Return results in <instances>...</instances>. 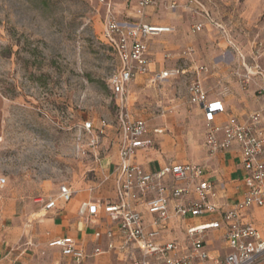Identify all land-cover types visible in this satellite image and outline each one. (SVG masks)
Returning a JSON list of instances; mask_svg holds the SVG:
<instances>
[{
  "label": "rangeland",
  "instance_id": "rangeland-1",
  "mask_svg": "<svg viewBox=\"0 0 264 264\" xmlns=\"http://www.w3.org/2000/svg\"><path fill=\"white\" fill-rule=\"evenodd\" d=\"M198 1L174 13L162 6L145 10L144 22L173 29L148 41L150 71L180 73L155 89L138 79L129 114L167 130L164 160L203 157L201 115L188 102L193 79L211 94L242 92L241 107L264 103V78L256 74H264V0ZM112 2L120 18L132 16L131 0ZM103 17L104 8L94 0H0V177L6 180L0 187V238L15 253L27 248L30 264L51 261L40 246L44 199L61 184L96 183L98 161L114 151L109 129L95 149L82 130L88 121L94 133L102 120L117 126L108 80L118 63L103 39ZM197 23L202 27L194 32ZM201 65L209 74L195 73ZM234 71L256 75L241 84ZM249 215L264 238V211Z\"/></svg>",
  "mask_w": 264,
  "mask_h": 264
},
{
  "label": "built area",
  "instance_id": "built-area-1",
  "mask_svg": "<svg viewBox=\"0 0 264 264\" xmlns=\"http://www.w3.org/2000/svg\"><path fill=\"white\" fill-rule=\"evenodd\" d=\"M94 1L104 8L103 39L118 63L108 80L118 110L116 129L120 139L115 200L79 205L78 214L90 222L97 223L100 211L110 222L105 230L94 232L90 251L68 238L51 241L48 247L60 251L65 260L63 264H89L94 260L93 264H101L97 260L102 258L108 260L105 264H264V238L249 215L250 210L264 211V110L253 112L244 120L231 118L219 124L216 117L225 112L221 99L209 101L198 78L187 86L189 104L198 106L203 115L208 156L214 157L233 146L239 148L246 174L242 196L234 204L217 202L223 184L205 180L200 165L168 164L149 172L135 160L139 150L152 146L150 134L159 135L162 130L150 131L145 121L129 114L131 85L146 76L147 83L156 86L180 73L178 69L150 72L148 41L169 34L173 29L144 22L145 10L162 6L174 13L192 1L200 5L199 1L131 0L132 16L126 18L119 17L120 12L112 0ZM201 27L197 23L192 29L197 32ZM195 73L206 75L209 71L201 65L195 68ZM256 74L264 78V74ZM256 74L233 72L241 84H247ZM259 93L264 94V83ZM111 128L103 120L99 122L97 133L92 121L82 125V130L90 136L89 146L94 149L99 144V136ZM108 179L103 175L89 192L94 193ZM5 181L0 177V187ZM72 197V189L61 184L57 198H49L44 209L52 210L57 200L68 203ZM196 220L200 221L195 223Z\"/></svg>",
  "mask_w": 264,
  "mask_h": 264
},
{
  "label": "crops",
  "instance_id": "crops-1",
  "mask_svg": "<svg viewBox=\"0 0 264 264\" xmlns=\"http://www.w3.org/2000/svg\"><path fill=\"white\" fill-rule=\"evenodd\" d=\"M138 79L142 80V83H144L147 88L155 89V86H150L147 83L146 76L140 77ZM134 85H137V81L131 85V88ZM202 87L207 92L209 101L218 98L221 99L223 103L225 112L216 117V122L219 124L224 123L231 118L244 120L249 114L264 110V103L262 106L258 105L253 109L241 107L238 101L242 100V97H239V95H243L242 92H239L237 97L230 95H223L222 97H219L218 94L209 93V91L206 90L203 85ZM195 107L198 109L199 114L201 115L203 137L205 140L203 115L201 109L198 106ZM134 119H141L145 121L150 131L154 129L162 130V133L159 135L153 133L150 134L153 142L152 146L150 148L139 150L136 154V162L140 164L145 170L149 172H155L168 164H197L203 167L205 180L211 181L215 185L223 184V187L220 191V198L217 200L218 203L234 204L241 198L243 192V179L246 173L242 167L240 151L237 146H233L228 151L220 152L214 157H209L203 144L204 152L200 161L187 160L185 158L164 160L162 158L163 152H160V149L167 130L160 124L147 122L143 118L138 117ZM111 129L106 130V135H108L109 132H113L114 151L112 155L100 158L95 173L96 183L92 182L91 184L80 188H72L70 185L66 184L73 191L72 200L68 203L57 200L56 206L52 210L44 209V205L49 198H57L58 188L54 196L47 197L43 201L40 212L43 213L44 216H39L41 217L40 222L42 228V234L40 235V246L41 250H43L46 256L51 257V261L46 264H63L65 262L58 249L48 247L49 242L59 238H68L73 240L80 248L90 251L94 245V232L96 230H105L110 225L107 216L103 212L100 211L97 223H92L88 218L81 217L78 214V208L82 202L109 203L115 200V181L118 176V173L115 172V167L119 162L118 151L120 147V139L118 129ZM103 175L109 177L108 181L96 188L94 193L91 194L89 189L93 186H97ZM8 241L9 240H6L5 238H0V264H30L25 255L27 248L15 253L14 246L12 244L10 245ZM102 243H104V240ZM97 261L101 264L108 262L106 258H102ZM88 263L93 264L95 263V260Z\"/></svg>",
  "mask_w": 264,
  "mask_h": 264
}]
</instances>
